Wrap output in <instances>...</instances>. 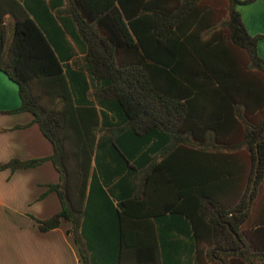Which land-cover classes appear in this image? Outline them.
I'll return each instance as SVG.
<instances>
[{"label": "trees", "instance_id": "obj_1", "mask_svg": "<svg viewBox=\"0 0 264 264\" xmlns=\"http://www.w3.org/2000/svg\"><path fill=\"white\" fill-rule=\"evenodd\" d=\"M255 1L68 0L63 12L83 53L68 77L59 47L29 17L18 18L13 43L6 49L0 39V71L21 99L8 112L33 114L54 153L0 170L54 164L60 181L48 192L62 209L38 220L41 232L71 222L68 233L90 264L89 199L110 207L105 187L128 166L144 171L134 200L148 206L160 180L167 186L164 200L174 202L154 214L183 219L176 225L192 230L197 264H236V249L248 245L264 252V35H252L238 10ZM144 229L155 230L148 222ZM145 252V264H172L157 249Z\"/></svg>", "mask_w": 264, "mask_h": 264}, {"label": "crops", "instance_id": "obj_2", "mask_svg": "<svg viewBox=\"0 0 264 264\" xmlns=\"http://www.w3.org/2000/svg\"><path fill=\"white\" fill-rule=\"evenodd\" d=\"M60 1L0 0V39H4L7 49L13 43L18 18L29 17L52 39L51 44L59 47L57 57L64 75L68 77L69 72L77 74L74 73L77 72V60L82 59L83 53L79 48L80 41L75 36L73 20L63 12L67 9L68 0H63L62 4ZM254 3L252 6L261 8L264 19V0ZM243 21L250 32L244 18ZM67 46L74 53L69 60L66 57ZM93 84L97 85L96 82ZM93 87L91 94L94 92ZM90 98L94 99L93 96ZM20 105L18 85L0 71V165L13 159L26 161L49 157L54 153L52 143L44 136L39 125L34 123L33 114L8 112ZM62 106L63 103L58 99L56 108L61 109ZM98 109L101 108L98 106ZM107 113L110 124L118 122L112 113ZM135 173L125 166L120 175L108 182L105 190L109 200L106 203L110 207L104 206L95 197L89 199L86 235L90 239V264H116L119 253L120 264H145V251L155 252V249L159 252L160 260L166 256L172 264H197L192 230L186 224L183 229L176 225L184 222L183 219L167 210L154 214L155 209L160 211L166 204L172 205L174 202L170 195L168 203L164 200L167 186L160 180L156 198L147 206L144 201L134 200L136 195L143 193L144 188V171L140 170L137 175ZM59 181V172L51 161L14 172L10 169L0 170V264H84L79 247L68 233L71 222L63 221L60 227L49 232H41L38 226V220L49 219L62 209L58 194L48 192V185ZM122 201L128 202L130 206L124 208ZM127 212L132 213L134 218L124 215ZM145 213L151 217L148 221L142 219ZM145 222L155 230L146 231ZM124 236L128 238L126 242ZM147 237L150 239L149 247H146ZM259 249L250 245L236 249V264L239 261L241 264H264V252ZM240 252H243V257L237 255Z\"/></svg>", "mask_w": 264, "mask_h": 264}, {"label": "rangeland", "instance_id": "obj_3", "mask_svg": "<svg viewBox=\"0 0 264 264\" xmlns=\"http://www.w3.org/2000/svg\"><path fill=\"white\" fill-rule=\"evenodd\" d=\"M253 4L255 3L253 2L250 4L240 5L239 10L242 11L241 13L243 14V18L246 24L248 25L251 34L252 35H258V34L264 35V19L261 16L262 10L259 7L254 8L252 6ZM256 23H257V26H256ZM258 51H259L260 56L264 59V38L260 40L259 42ZM71 239L74 240L72 235H71Z\"/></svg>", "mask_w": 264, "mask_h": 264}]
</instances>
